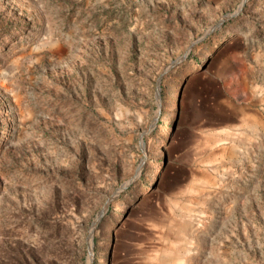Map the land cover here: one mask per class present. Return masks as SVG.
<instances>
[{
	"label": "rangeland",
	"instance_id": "rangeland-1",
	"mask_svg": "<svg viewBox=\"0 0 264 264\" xmlns=\"http://www.w3.org/2000/svg\"><path fill=\"white\" fill-rule=\"evenodd\" d=\"M242 1L0 0V264H93L105 217L100 264H264V0L219 24Z\"/></svg>",
	"mask_w": 264,
	"mask_h": 264
},
{
	"label": "trees",
	"instance_id": "trees-1",
	"mask_svg": "<svg viewBox=\"0 0 264 264\" xmlns=\"http://www.w3.org/2000/svg\"><path fill=\"white\" fill-rule=\"evenodd\" d=\"M180 63L181 62H179L178 64H176L171 70H173L174 68L180 66ZM195 74L197 75V74H199V72H197ZM192 80H194V79H192ZM192 80L190 81V83L192 82ZM206 83H209V81H206ZM163 92H164V90L161 89V96L165 97L164 94H163ZM216 94L219 95V90H217V89H216ZM199 99H201V101H203V100H207L208 101L210 99L208 97V92L206 90V87L203 88V90L199 94ZM149 103H150V105H152V108H151L152 109V112H154L155 109L158 108V105L155 103V94L153 95V99L150 100ZM179 103H177L178 109H179V106H180ZM164 109H165V103L163 101L162 107L160 109V114L158 116V120H157L156 126H155V128L153 130V133L156 132L157 130H159L161 128V126L164 125V121H163V116L165 114V110ZM181 119H182V113H181V110H178V113L176 114V117L173 120L171 135L167 139V143H166V144H169V142H171V139L172 138H175L173 140L174 147L175 148H181L184 145H186L188 143V136L190 135L189 129H188V126L189 125L188 124H185V123L181 124ZM105 221H106V217L103 218V221L101 223V226H102V232H101V234L99 236H95L94 237L96 256H95V261H94L93 264H100L99 263V257L101 256L102 250H103L102 243H101L102 242V235H105V231L108 230V226L105 223ZM126 243H128V242L124 239V240H122V243L121 244H123V245L126 246ZM112 251H108V254L106 256L107 264H122V261H119V260H116V263H115V260H114L115 259V256L112 255Z\"/></svg>",
	"mask_w": 264,
	"mask_h": 264
},
{
	"label": "water",
	"instance_id": "water-1",
	"mask_svg": "<svg viewBox=\"0 0 264 264\" xmlns=\"http://www.w3.org/2000/svg\"><path fill=\"white\" fill-rule=\"evenodd\" d=\"M247 0H243L242 3L240 4V6L238 7V9L236 11H234L233 13H230L228 15L225 16V18H223L219 24H221L225 19L231 17V16H234L236 15L240 9L243 7V5L246 3ZM184 59V57H181L180 59H177V60H174L172 62V64H170L167 68H166V71L170 70L172 67H174L176 64H178L180 61H182Z\"/></svg>",
	"mask_w": 264,
	"mask_h": 264
}]
</instances>
